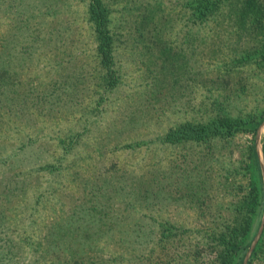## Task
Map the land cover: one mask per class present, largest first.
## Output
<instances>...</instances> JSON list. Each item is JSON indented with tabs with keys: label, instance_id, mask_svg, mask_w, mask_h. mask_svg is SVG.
Instances as JSON below:
<instances>
[{
	"label": "rangeland",
	"instance_id": "rangeland-1",
	"mask_svg": "<svg viewBox=\"0 0 264 264\" xmlns=\"http://www.w3.org/2000/svg\"><path fill=\"white\" fill-rule=\"evenodd\" d=\"M105 1L122 39L128 32L125 21L133 25L141 15L149 19L152 26L147 29L152 34L150 40L144 37L138 43L121 39L115 53L116 65L122 69L120 82L102 91L94 69L95 43L86 22L89 0H0V57L10 61L6 86L20 93L0 96L5 110L0 115V250L13 245L15 264L56 263L57 255L42 253L54 239L46 233L68 225L70 215L77 218L73 213L89 200L88 188L97 181H110L109 185L117 179L128 189L142 181L141 174L154 178L150 197L156 183L163 187L156 201L147 206L148 198L125 208L123 194L114 193L110 214H123V219L112 221L110 231L98 233L96 227L102 224L98 217L103 216L99 212L89 216L85 210L77 221V242L69 241L90 243L97 253L103 249L111 255H131L130 246L120 245V229L133 228V223L154 228L165 221L187 230L190 244H197V231L212 227L215 215L221 214L220 223L233 218L231 205L248 193L252 174L245 165L253 146L263 204L240 264H264V224L250 250L264 214L260 162L264 161V118L254 133L238 131L229 140L165 144L158 139L179 121L202 120L220 110L233 116L264 113L260 57L264 0H254L249 8V35L242 34L241 48L234 18L227 14L234 11L236 0H225L203 23L199 18L195 22L187 0ZM152 21L160 27V37ZM133 34L138 37L136 31ZM31 35L47 40L38 39L23 50L21 44ZM242 47H249L251 54L243 63L237 60ZM17 97H24L20 110H16ZM214 100L222 105L213 109ZM62 139L70 143L66 153L61 150ZM50 164L52 171L45 167ZM186 183L192 188L187 190ZM260 240L263 249L252 257ZM158 243L150 234L133 245L138 247L136 254L154 249L141 264H212L215 258L211 244L199 243L196 257L187 258L190 252L184 241L165 248ZM156 251L162 261L154 257ZM0 264L9 261L0 258Z\"/></svg>",
	"mask_w": 264,
	"mask_h": 264
},
{
	"label": "trees",
	"instance_id": "trees-1",
	"mask_svg": "<svg viewBox=\"0 0 264 264\" xmlns=\"http://www.w3.org/2000/svg\"><path fill=\"white\" fill-rule=\"evenodd\" d=\"M224 1L225 0H187L186 5L190 10L191 15L194 17L193 19L195 22H197L196 18H199L200 22L203 23L205 20L204 18H207L209 15L217 12ZM253 3L254 0H236L234 11L227 13L230 14L229 19L234 18L235 26L233 28H236L238 38L237 42H239L240 48L243 43L242 34H248V11ZM231 6L232 5L230 4V7ZM235 10L236 13L234 14ZM85 13L86 22L89 25L90 34L95 43L94 57L96 67H94V69L96 70L98 87H100L102 91L112 90L120 82L122 75V69L120 66L116 65L117 62L115 57L117 46L121 41L122 36L118 33L117 28H113L112 26L113 21L111 7L105 0H89ZM124 18L127 19V17ZM125 22V28L128 32L126 33L125 38L122 39L123 41H128V38H130L135 43H138L139 41H143L144 37H147L148 40H150V34H152V32H149L148 29H150V26L152 25H149V19H146L145 16L141 15L137 17V20H134L133 25L127 21ZM120 23H122V21ZM151 23L155 29L156 22L152 21ZM119 26L122 27V25ZM159 29L160 27H157L155 30L160 37V33L157 31ZM135 31L138 33V37H140L141 40L138 39V37H134L133 33ZM38 39L41 42H46L47 40L43 37L38 38L37 35H31L26 42L21 44V48L23 50L29 49L32 44L37 42ZM159 40L160 39H155L154 41L158 42ZM248 50L249 47H242V52L239 53L240 56L237 59L238 62H242L243 60V62H245L248 58H250L251 54ZM260 57L264 63V47L261 49ZM7 59H9V57ZM163 61L165 60H162L161 62ZM3 62H5V65ZM9 64V60L6 62L0 57V96L2 94H4L3 96H6V92H9V94H13L14 96L20 95L18 90H12V87L6 86L9 82L7 80V67ZM236 64L240 65V63ZM175 81L177 83L178 79L176 78ZM154 86L155 88L161 89L158 85ZM22 98L24 97L16 98V104H18L16 110H20L23 102ZM212 102L213 104L211 103V105L213 106V109H215L218 104L222 103V101L220 102L217 100ZM3 106L4 102L0 100V115L2 111H5ZM263 118L264 113L260 114L258 117L250 113L246 115L233 116L220 110L214 116H210L202 120L179 121L169 127L162 136L158 137V139L161 143L165 144H180L187 142L210 143L217 138L229 140L233 138L238 131L251 130L254 133ZM69 145V141L66 143L65 139L60 140L62 153L68 152ZM248 152L249 161L246 163L245 168L252 174V177H250L251 180L249 182L250 187L248 193L243 197L240 203L238 201L231 205L230 209L234 215L233 218L228 219L225 223H220L218 216L221 214L215 215L213 222L214 225L212 227L207 228L206 231L198 230L197 232L200 234V238L197 240V244H190L191 237L187 234V230L177 229L165 221L163 224H159L158 227L154 228L146 226L142 223H133L136 225L133 228H121L119 231V241L122 242V244L120 243V245L125 244L126 248L130 246L127 253L129 254L130 252L131 255H124L122 253L111 255L108 252L102 251L103 249L99 250V253H97L94 245L90 243H84L82 241L72 243L77 242L74 239L80 228L77 221L82 219V212L85 210H88L89 216L94 215L96 212H99L98 216H103V218L98 217L99 221L102 222V224H99V226L96 227V231H98V233L110 231L114 227V225L111 224L112 221L123 219V214L116 216L110 214L111 210H109V206L114 193L123 194L125 198H122L121 200L124 203L125 208L131 202L134 205L136 202L146 200L148 198L150 199V202L147 206L156 201L157 199L155 197L159 196L158 194L163 187L156 183L155 185L157 186L155 187L154 185V188L157 189L153 191V196L150 197V186L153 185L154 178H150L146 174H141L139 178L142 179V181L136 184L132 183L128 189H125L124 184L120 183V180L117 179L111 181V184L109 185H107V183L110 181L105 183L104 181H97L93 183L92 187L90 189L88 188L90 201H84L83 204H80L73 213L77 218L75 219L73 215H70L68 220L70 219L72 222L66 226L59 225L58 229L46 233L49 238L52 237L54 239H52L50 243L45 244L44 249H42V253L45 255H57V262L53 263L51 261L49 264H141L143 260L147 259L148 256L153 253L154 249H151L146 254H136L135 251L138 247H134L133 245L142 242L145 238H149L150 234H154V236L157 237V241L160 242L157 244V247L159 248H165L168 244L176 246V243L179 241L187 243L185 246L186 248L188 247L190 252L187 258L196 257L195 251L199 246V243L206 245L211 244L213 248H215V258L212 260V264H240L243 254L248 248L253 237L250 233L252 222L256 215L261 212V206L263 204L260 167L254 147L250 146ZM45 167L47 170L52 171L53 165L50 164ZM231 169L234 170L233 168ZM161 174L162 173H158V175ZM185 188L187 190L191 189L192 183H186ZM191 198L194 200V197ZM117 199L119 200V198ZM106 221L110 224L106 223ZM73 225H75V227L74 229H71V226ZM61 227L63 228L61 229ZM72 234L74 236H72ZM67 235L72 236V238L66 241V238L63 237ZM69 240H72V242ZM13 247V245L8 244L4 245L3 249L0 250V258H7L9 264H15L13 260L14 253L16 252H14ZM183 249L185 250V248H182L181 250L183 251ZM262 249L263 245L260 240L252 251V257L253 255L257 257V253L259 251L261 252ZM161 255L162 254L159 251H156V255L154 257L158 261H162ZM248 264H252V262L249 261Z\"/></svg>",
	"mask_w": 264,
	"mask_h": 264
},
{
	"label": "water",
	"instance_id": "water-1",
	"mask_svg": "<svg viewBox=\"0 0 264 264\" xmlns=\"http://www.w3.org/2000/svg\"><path fill=\"white\" fill-rule=\"evenodd\" d=\"M260 162H261V169H262V172H263V174H264V161H263L262 158L260 159ZM263 224H264V214H263V218H262V222H261V226H260L259 232H258V234L256 235L255 239L253 240V242H252V244H251V247H250V250L253 248V246H254V244H255L257 238H258V236H259V234H260V231H261V229H262V227H263ZM250 250H249V252H250ZM249 252L247 253V255H246L245 259H244V263H245V261H246V259H247V257H248Z\"/></svg>",
	"mask_w": 264,
	"mask_h": 264
}]
</instances>
